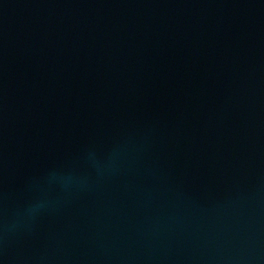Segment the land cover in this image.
I'll return each instance as SVG.
<instances>
[{
  "label": "water",
  "instance_id": "water-1",
  "mask_svg": "<svg viewBox=\"0 0 264 264\" xmlns=\"http://www.w3.org/2000/svg\"><path fill=\"white\" fill-rule=\"evenodd\" d=\"M0 264H264V0H0Z\"/></svg>",
  "mask_w": 264,
  "mask_h": 264
}]
</instances>
